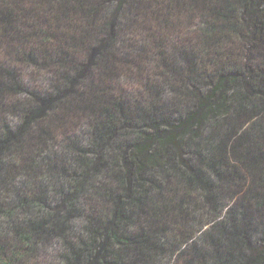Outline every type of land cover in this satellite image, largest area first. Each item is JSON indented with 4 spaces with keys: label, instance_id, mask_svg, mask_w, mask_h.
<instances>
[{
    "label": "trees",
    "instance_id": "1",
    "mask_svg": "<svg viewBox=\"0 0 264 264\" xmlns=\"http://www.w3.org/2000/svg\"><path fill=\"white\" fill-rule=\"evenodd\" d=\"M3 68L0 264H264V0H0Z\"/></svg>",
    "mask_w": 264,
    "mask_h": 264
},
{
    "label": "rangeland",
    "instance_id": "2",
    "mask_svg": "<svg viewBox=\"0 0 264 264\" xmlns=\"http://www.w3.org/2000/svg\"><path fill=\"white\" fill-rule=\"evenodd\" d=\"M20 69H22L21 75L30 81H32V79L33 80L41 79L45 75L43 70L38 67L28 68L27 66L22 65L20 66ZM4 70H7V69L3 68L0 70V72L3 73ZM84 91H87V87L84 88ZM24 101L25 100H23L22 98L10 97V98H7L5 101H3L2 105H0V135L3 133L4 126L7 123H9L11 126L13 125L16 126L19 123L17 114L15 113V109L22 107L24 105ZM66 103H70V101H67ZM60 113H61V110H60ZM60 113L55 111V113L50 114L49 118L44 123L38 124L37 128H35V131L32 134H30L25 141L22 142V151L24 153L23 158L25 160L24 165L21 167L22 170H24V166L25 164H27L28 160H30L34 156L35 148L39 142V139H38L39 137L37 136L41 129H49L53 133L62 129V127L75 130L73 129V126L71 124L65 123L64 120L63 122L60 123V121L58 120V114L60 115ZM83 116H85L83 118V123L85 125L91 120V117H90L91 112H87L83 114ZM79 132H80V129L77 131V133ZM62 138L64 137H58L57 141L60 144H61L60 141L63 140ZM12 172H15V170H13ZM90 199L92 201L91 204L95 202L100 204L98 202L100 201L99 197L93 196V197H90ZM53 243L54 241L52 240L48 241L47 244L40 251V254H41L40 257L42 261L47 260L45 259V256L47 255H52L54 256L53 258L57 256V253H56L57 249L53 250L51 247ZM55 262L57 263V260Z\"/></svg>",
    "mask_w": 264,
    "mask_h": 264
}]
</instances>
